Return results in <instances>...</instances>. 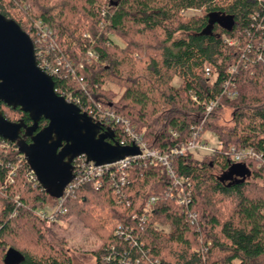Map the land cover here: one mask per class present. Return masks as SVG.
Instances as JSON below:
<instances>
[{"label": "trees", "instance_id": "obj_1", "mask_svg": "<svg viewBox=\"0 0 264 264\" xmlns=\"http://www.w3.org/2000/svg\"><path fill=\"white\" fill-rule=\"evenodd\" d=\"M52 2L0 0V13L20 25L37 53L49 49L37 60L58 69L59 95L90 116L127 121L162 154L194 135L211 134L219 146L203 159L192 151L172 155L174 178L142 162L129 169L124 187L105 174L98 189L89 181L67 197L63 212L29 180L17 146L0 138V264L10 248L23 255L20 264H73L64 239L46 228L72 216L101 241L96 264H257L264 257V0ZM191 10L200 15L187 16ZM0 110L31 125L20 109L1 103ZM226 110L230 126L222 124ZM111 128L118 143H131L123 123ZM175 179L187 205L176 198ZM51 202L49 221L40 214Z\"/></svg>", "mask_w": 264, "mask_h": 264}, {"label": "water", "instance_id": "obj_2", "mask_svg": "<svg viewBox=\"0 0 264 264\" xmlns=\"http://www.w3.org/2000/svg\"><path fill=\"white\" fill-rule=\"evenodd\" d=\"M1 103L29 116L31 125L10 121L0 110V138L17 146L38 183L55 200L73 181L76 159L85 157L99 167L141 154L136 144L120 145L112 128L106 129L59 95L52 75L37 60L31 37L0 13ZM42 120L48 124L40 128ZM23 260L19 251L10 248L4 261L20 264Z\"/></svg>", "mask_w": 264, "mask_h": 264}, {"label": "built area", "instance_id": "obj_3", "mask_svg": "<svg viewBox=\"0 0 264 264\" xmlns=\"http://www.w3.org/2000/svg\"><path fill=\"white\" fill-rule=\"evenodd\" d=\"M37 26L39 29H41L43 42H46V40H48L50 42L51 49L54 50L56 45L54 43V40L51 37L50 31L47 28L43 27L41 25V23L37 24ZM45 52H47V54H48L49 49H47V48L42 49L41 48V50H39L38 53L35 50L37 58L39 57L40 59H42V58L44 59V56L46 55ZM91 57L94 58L93 55H91ZM44 65L45 66H41V65L40 66L43 69L46 68L45 70L48 73H50L52 76L58 74V69L51 68L45 61H44ZM58 65H60L59 61H58ZM231 97L234 98L235 94H232ZM207 111L211 112L212 106L209 107ZM91 117H93L95 121L102 123L106 129L111 128L112 124H114V123H118V124L123 123L125 126V132L127 133L128 138L131 139V143L126 144L125 141H123V142H120L119 144L122 146H129L132 144H136L139 147L141 154L138 156L127 157L124 160H121V161L116 162L114 164L103 165V166H99V167H97L93 163H87L85 157H80V158L76 159L74 161L75 162V164H74V166H75V170H74L75 177H74L73 181L66 187L63 197L60 199H57V201H58V208L57 209L63 210V203H64L65 199L67 197H69L70 195H72L77 188L81 187L82 185H84L85 183H87L89 181L96 180L95 181V188L98 189L100 187V183H99L98 179L105 174H109L112 178H114L115 176L118 177L120 185L124 187L128 183L129 169H132L133 164L136 162H142L145 165L149 164V165L164 166L169 170L170 175L174 178L175 173L171 169V157H172V155H182L186 151H191L192 149L196 148L197 147L196 145H199L198 143L200 142L198 140V138L200 136L194 135L192 141L189 142L187 145H184L179 149L172 150L170 154H162V153H159L158 151H155V150L148 148L146 146V144H144L142 142V139L139 138L137 135H135L130 130L129 123L127 121H121L120 119H117L115 117V115H113L111 113H107V112L105 114L101 115L100 117H94V116H91ZM214 149L215 148H213V151H214ZM240 159H241L240 156L235 157V161H239ZM12 175H13V172L11 173V176ZM29 180L34 181V182H38L33 171H31L29 174ZM175 182L179 185V189H178V192L176 195V198L178 199L179 204L180 205H187L190 202V200L188 199V196L185 194V190L182 188V182L178 181V180H176ZM154 202H155V199L154 198L151 199L150 203L148 204V206L145 210L146 213L150 212L151 207H152ZM65 211L66 210L64 209L63 212H65ZM40 216L42 218H48L49 221L53 219L52 214L51 215L47 214V209L44 212H42L40 214ZM189 218L191 219L192 223H194L196 221L197 217L195 214L191 213Z\"/></svg>", "mask_w": 264, "mask_h": 264}, {"label": "rangeland", "instance_id": "obj_4", "mask_svg": "<svg viewBox=\"0 0 264 264\" xmlns=\"http://www.w3.org/2000/svg\"><path fill=\"white\" fill-rule=\"evenodd\" d=\"M61 0H53L51 6L57 7ZM187 16L191 17L194 15H200L198 11H189ZM185 37L184 34H178L176 39ZM103 66H106L104 63ZM181 83V80L176 78L173 81V85L178 87ZM222 124L230 126L232 124V111L226 110L223 118ZM199 145L192 149L191 151L196 154L198 159H203L205 156L213 153V148L218 147L216 137L211 134H206L203 138H200ZM217 175H220L219 171H216ZM12 181V180H11ZM51 202L47 207V214L51 215L53 210L58 208ZM70 220L61 222L58 224H50L48 222L46 225L47 233L49 235H55L57 239L63 238L66 244V251L68 256L72 260L73 264H96L95 253L98 251L100 245L102 244L100 240L94 237L84 225L74 216L69 218ZM257 264H264V257L260 258L257 261Z\"/></svg>", "mask_w": 264, "mask_h": 264}, {"label": "flooded vegetation", "instance_id": "obj_5", "mask_svg": "<svg viewBox=\"0 0 264 264\" xmlns=\"http://www.w3.org/2000/svg\"><path fill=\"white\" fill-rule=\"evenodd\" d=\"M26 140H28V142H30L29 138H27Z\"/></svg>", "mask_w": 264, "mask_h": 264}]
</instances>
